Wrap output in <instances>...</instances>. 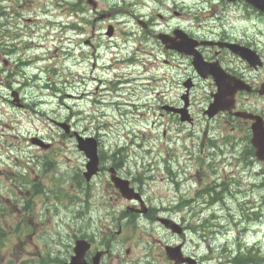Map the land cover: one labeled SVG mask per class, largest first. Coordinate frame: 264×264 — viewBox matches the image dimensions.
Returning <instances> with one entry per match:
<instances>
[{
  "label": "rangeland",
  "instance_id": "1",
  "mask_svg": "<svg viewBox=\"0 0 264 264\" xmlns=\"http://www.w3.org/2000/svg\"><path fill=\"white\" fill-rule=\"evenodd\" d=\"M158 2L162 7L157 4V18L160 16L159 12L163 13L167 19L171 13L174 14L175 10H171L170 8L173 7V0ZM178 2L185 3L186 7L195 5L194 0H178ZM47 3L43 1L38 2L36 5L44 6ZM137 3L142 4L143 0H118V9L116 12L112 10L114 12L112 24H115L117 28V38L115 41L123 44L121 47L123 51L117 54L118 56L114 55V58H117L116 64L120 66L121 73L123 72L126 75L124 81H130L128 89L131 91L125 92V96L128 98L131 95H135L145 100L148 96L147 94H151L153 96L152 111L146 109V112L148 116L152 112H155L156 125L159 124L161 127L157 125V148L155 149L154 142L145 145L147 136L146 134H142V145L140 147L135 145L137 148H130L131 152H135V154L131 153V159H157V161L167 159L177 165L179 164L178 159H189L188 154L190 151L195 156L193 158L194 160L188 166L178 170V173L180 171L182 173L186 172L189 178L205 179L206 181H214L217 177L225 175L224 178L217 180V182H225L227 184L228 190L230 191L227 199L232 207L233 215L238 214L234 219L238 220L239 216H243L244 203L250 202L253 206H261L260 198L264 197V165L256 163L251 170H247L245 166L239 165V160L250 159L248 154V146L250 143L249 140L247 141L249 136L248 127L243 123L231 121L226 116L220 115L213 120H206L201 116L202 110L208 104L209 93L211 91V88L206 84H201L194 91V106L192 111L196 117L195 124L189 126L182 125V123L167 114L165 116L161 115L159 105L163 101L171 102L179 98L183 89L182 82L186 77L193 75L192 69L184 57L178 56L175 59H168L165 52L161 51L160 48L154 44H150V42L145 43L144 40L142 41L143 46L139 45L140 36L137 33L134 21L130 18L131 13L137 15H152L156 14V9L152 10V8L146 9L142 6H135ZM210 5L219 7V10H217L218 15H225L223 17L225 18V22H227L228 30H234L237 33V37H240L245 32V29H247V32L249 31L250 37H253V34L256 33L252 29L254 27L253 24L240 21L242 17L241 10H227V6L220 3L219 0H205L204 3L194 6L193 8L195 9L193 11H196L199 7H204L208 10ZM100 8L109 9V6L108 4L100 2ZM163 8L166 9L161 11ZM198 20H202V17L192 14L183 23L197 27ZM39 22L41 20L34 22L32 26L37 25ZM109 22L107 24L104 23V26H107ZM158 23L159 20L157 19V29H159ZM175 23L176 21L169 20L164 25L170 31ZM254 23L257 30L258 46L264 53V22L261 19H256ZM206 24L211 23L207 22ZM127 28L132 31V35H135L133 37L135 41L126 42L127 36L125 34L129 32ZM259 30L262 32H259ZM106 43L108 44V42ZM35 46L45 47L43 44H35ZM137 48H140V51H137ZM56 50H58V53ZM60 50V47H53V44H50L43 51L46 56H49L51 63L49 69L46 68L48 63L47 65L43 64L40 66L46 70V73L42 75V81L47 90L44 91L46 97L44 99L45 105L38 106L36 109L38 111L43 109L44 111L39 113L44 114L45 117L33 114V118L30 116V111H27L25 115L20 114L16 112L12 104L6 102L14 90L21 91V99L24 100L25 98L27 103L37 100L36 98L41 94L37 90L38 86H40L39 84L35 87L33 81H31L29 86L22 87L23 82L17 84L1 83L6 80V75L3 74V79L0 74V95L4 98L3 100L0 99V147L19 146L22 135L28 134L29 131L41 139L54 137L56 133L47 125V117L66 119L70 116V110L68 108L73 107L74 102L68 99L67 95L75 94V92L69 88L70 84H67V89L63 93L57 91V89L63 87L62 84L58 83L59 77L57 75L59 71H62L63 66V53L62 51L60 53ZM90 52L92 53L91 50L86 51L88 54ZM102 53L104 55V51ZM126 54H130V56L125 57ZM106 57L108 56L104 58ZM42 58L45 61V57L42 56ZM166 60L169 61L170 66H166ZM140 61L145 65L146 70L140 67L141 65L135 66L136 70L130 66L131 63ZM52 63L60 64L53 65ZM234 66H238V63H234ZM240 66L244 72V66ZM129 72L132 73L131 76H128ZM30 73H32V70ZM245 74H248L251 80L261 82L264 78V69L257 72H247ZM93 75H99L98 71H95ZM48 76L50 80H48ZM152 77L157 80V84L150 87L148 79ZM145 85L147 91L144 87ZM123 87L126 88L127 85ZM240 103H247L244 107L258 111L264 115V98L257 97L247 101L243 97L240 99ZM31 107L34 110V107ZM106 114H114L117 118L116 123L112 127L101 133L102 154L105 159H109L108 157L110 156L113 145L114 151L122 149L123 147L127 148V146L121 137L125 132V127L117 125L120 118L118 111L113 113L112 110H107ZM29 116L32 118L31 124H26L27 117ZM35 118L41 119L42 122L36 121ZM204 130H208L211 137L209 140L215 139L216 141H221L219 144L220 150L216 149L217 152H215L216 142L208 141L207 146H209V149L206 157L202 153L206 149L202 148V145L199 144L202 139L198 137V135H202L201 132ZM97 133L98 131L96 133L87 132V134ZM154 135L155 133L153 132L148 134L150 137H154ZM190 135H193L195 139H191ZM16 138L17 140H15ZM206 138L207 136L205 135L203 139ZM119 139H121V142H117ZM73 146L74 143L70 138L60 134L57 136L51 148L47 150L41 148L36 150L30 147L23 154L13 155L11 167H7L6 165L0 166V170L3 172H0V264H39L37 258H40L39 256L42 253L44 255L40 260L46 256L44 264H58L57 258L63 261L70 255V243H72L75 235L70 234L71 228L74 227L73 212H65L62 207L60 209L64 214L58 211L50 212L46 210L45 204L42 202L50 193L56 194L58 192L57 186H60V184L66 181V175L61 172L60 175L46 172L43 166L25 170L22 167L24 166V160L30 159L32 152L36 156H43L46 159H79L80 153ZM1 150L5 151V148ZM64 155L67 156L64 157ZM216 159H232V161L228 164L230 167L225 170L224 163ZM6 169H9L10 172L17 171V173L12 174L15 181L12 177L7 176ZM33 169H36L35 172ZM162 179L163 174L157 170V192L159 191ZM252 182H256L257 184L253 185ZM170 186L173 188L172 185ZM38 192L42 194L37 195ZM52 194L50 195L51 198L53 196ZM172 194L173 191H169L167 186H165L162 196ZM157 196L161 197V194H157ZM242 197H247V200H240ZM40 206L42 208L38 211V207ZM219 208V206H213L205 211L183 213L186 217L185 224L192 228L199 227L202 220L209 219L206 222V226H208L206 239L203 240L200 237V233H195L194 231L187 233L186 252L196 254L204 260L208 259L204 264H223L224 259L222 257L225 247H230L238 251L240 245L246 244L251 246L260 240L259 243H262V252L264 253V219L263 221L254 219L252 222L240 224L237 220L224 218V212ZM212 213L217 215V219L214 221L210 219ZM247 214L249 215L250 213ZM180 217L181 214L176 215V218ZM40 220L44 221L43 226L36 224ZM212 225H216V227L212 228ZM65 228L68 229V233H66ZM104 229L100 230V235L104 233ZM258 231H260V234H258ZM132 232L136 234L137 238L134 246L135 251L133 250L132 254L127 256L125 255L124 248H122L124 246H115L113 243V256L105 258L104 264H142L136 262L143 257L144 252L147 250H150V264H154L153 260L156 257L159 259V263L157 261V264H172L167 262L164 245L179 243L181 242L180 237L171 235L158 226L151 228L148 233L142 234L141 232H135V230H132ZM104 237L97 238V242ZM133 244L134 242H125L127 246ZM32 251L36 253L34 254ZM117 257H120V259H116ZM260 264H264V262Z\"/></svg>",
  "mask_w": 264,
  "mask_h": 264
},
{
  "label": "water",
  "instance_id": "2",
  "mask_svg": "<svg viewBox=\"0 0 264 264\" xmlns=\"http://www.w3.org/2000/svg\"><path fill=\"white\" fill-rule=\"evenodd\" d=\"M257 6L264 8V0H248ZM219 110V103L217 102L214 112H218ZM254 130V139H253V144L257 148V156L261 159L264 160V127L261 122H257L253 126ZM82 250V248H79L77 251ZM77 262H80L79 259H75L73 264H78Z\"/></svg>",
  "mask_w": 264,
  "mask_h": 264
},
{
  "label": "bare ground",
  "instance_id": "3",
  "mask_svg": "<svg viewBox=\"0 0 264 264\" xmlns=\"http://www.w3.org/2000/svg\"><path fill=\"white\" fill-rule=\"evenodd\" d=\"M32 45H33V43H32ZM41 47V46H40ZM26 62H28V61H26ZM230 201V200H229ZM229 203V202H228ZM220 207V206H219ZM217 209V208H216ZM220 212V211H219ZM221 214V213H220ZM243 215V214H242ZM237 216H238V214H237Z\"/></svg>",
  "mask_w": 264,
  "mask_h": 264
},
{
  "label": "flooded vegetation",
  "instance_id": "4",
  "mask_svg": "<svg viewBox=\"0 0 264 264\" xmlns=\"http://www.w3.org/2000/svg\"><path fill=\"white\" fill-rule=\"evenodd\" d=\"M249 83H251L250 81H248ZM211 84V83H210ZM252 84V83H251ZM254 85V84H253ZM254 86H256V85H254ZM253 96V95H252ZM252 96H250V97H252Z\"/></svg>",
  "mask_w": 264,
  "mask_h": 264
}]
</instances>
